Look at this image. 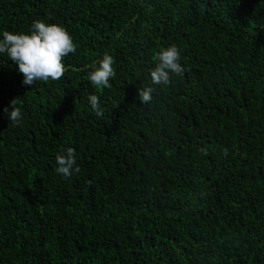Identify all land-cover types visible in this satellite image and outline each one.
Masks as SVG:
<instances>
[{
	"label": "trees",
	"instance_id": "obj_1",
	"mask_svg": "<svg viewBox=\"0 0 264 264\" xmlns=\"http://www.w3.org/2000/svg\"><path fill=\"white\" fill-rule=\"evenodd\" d=\"M37 19L77 51L33 85L0 53V264H264V0H0V39ZM173 44L183 75L152 85Z\"/></svg>",
	"mask_w": 264,
	"mask_h": 264
},
{
	"label": "clouds",
	"instance_id": "obj_2",
	"mask_svg": "<svg viewBox=\"0 0 264 264\" xmlns=\"http://www.w3.org/2000/svg\"><path fill=\"white\" fill-rule=\"evenodd\" d=\"M2 36L0 53H6L9 60L18 66V72L22 74L23 83L26 85H33L37 81L63 79L67 71L64 57L77 51V45L66 28L39 19L33 21L30 34L4 31ZM155 60L156 66L150 72L152 85H168L171 82V74L180 76L185 71L180 62V50L174 44L156 52ZM114 63L115 60L111 55L107 53L103 55L98 62L99 66L88 73V80L93 87L111 88L110 80L116 75ZM154 91L155 88L151 86L140 87L138 89L140 103H151ZM87 99L95 114L98 117L103 116L99 97L91 94ZM17 104V98H13L10 102L11 110L9 111L8 108L3 110L14 125L22 121V110ZM224 155H228V149H224ZM56 164V173L65 179L71 178L74 172H80V168L76 166V152L72 147L62 149L56 155Z\"/></svg>",
	"mask_w": 264,
	"mask_h": 264
}]
</instances>
